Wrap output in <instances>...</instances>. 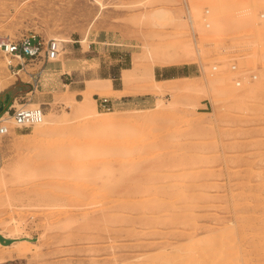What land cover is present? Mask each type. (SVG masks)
<instances>
[{"label": "rangeland", "instance_id": "1", "mask_svg": "<svg viewBox=\"0 0 264 264\" xmlns=\"http://www.w3.org/2000/svg\"><path fill=\"white\" fill-rule=\"evenodd\" d=\"M101 1L106 7L95 0H0L1 38L71 39L61 43L56 60L24 61L32 76L17 74L0 91L1 114L15 102L41 105L49 119L39 131L36 124L21 128L5 117L0 234L33 247L26 258L2 262L9 248L0 245V264H264V0L252 7L257 24L214 22L199 26L197 40L190 26L183 28L198 59L182 56L178 63L155 65L157 79L174 78L161 83L163 93H150L147 106L111 109L98 107L100 97L120 95L98 79L107 77L116 87L123 81L125 87L124 71L134 68L140 55L131 82L135 91L141 79H150L154 60L148 47L164 44L174 51L178 26L145 14L163 7L185 22L187 15L185 0ZM193 1L196 13L210 4L212 16L216 1L218 7L229 5V0ZM233 62L238 72L230 70ZM2 65L0 81L16 71ZM215 77L223 79L221 90L238 95L211 91ZM93 84L101 89L88 101ZM184 85L193 90H177ZM251 86L257 92L248 100ZM73 98L81 101L78 106ZM86 106L100 111L98 117L113 111L124 119L100 126L89 120ZM151 141L160 143L136 160L137 149ZM94 142L103 145L98 150ZM167 211L172 216L165 218Z\"/></svg>", "mask_w": 264, "mask_h": 264}, {"label": "bare ground", "instance_id": "2", "mask_svg": "<svg viewBox=\"0 0 264 264\" xmlns=\"http://www.w3.org/2000/svg\"><path fill=\"white\" fill-rule=\"evenodd\" d=\"M27 1V0H26ZM97 3H99L100 4V6L102 7V8H104V7H106V5H105V3L103 2V1H101V0H95ZM163 1H165V2H168V1H170V0H163ZM162 1V2H163ZM198 1H200V0H198ZM202 1V0H201ZM257 1H259V0H231V2H230V0H229V5L228 6H225V7H218V5H216V2L212 5L213 6V10H214V16H213V23L214 22H216L217 24H218V26L219 27H222V25L223 24H227V23H235V25H237V26H239L240 28L241 27H246V25H248L249 23H251V22H255L257 19H256V17L253 15V12H252V7L255 5V2H257ZM260 1H262V0H260ZM259 1V2H260ZM143 2H146V0L145 1H143ZM143 2H141V3H139V4H143L144 6H146L147 7V5H146V3H143ZM186 2H188L189 3V5H190V7H191V11H192V13L193 14H196V12L198 11V4H197V2L196 1H191V2H189V0H187ZM213 2V1H212ZM25 3V2H24ZM150 3H151V1H150ZM157 3H161V2H157ZM172 3V2H171ZM263 3V2H262ZM23 4V3H22ZM212 4V3H211ZM260 4V3H259ZM152 6H154V5H156V3H152L151 4ZM202 5V4H201ZM210 5V4H209ZM208 5V6H209ZM21 6V5H20ZM200 6V5H199ZM255 8V7H254ZM210 9H212V8H210ZM259 9V8H258ZM236 12V13H235ZM211 13H213V12H211ZM255 14V13H254ZM146 15V17H149V19H151V18H155V19H157V20H159V21H166V22H170V23H174L175 25H177L178 26V30H177V32H176V34L174 35V38H176L177 40L175 41V44L173 45V48H174V51L173 52H171L170 50H168V47L165 45V46H163V45H161L160 44V46H155V48H153V49H151V48H149L148 47V51L150 52V53H152V54H150V55H152V59L154 60V63H152L150 66H149V75H150V79L147 81V80H142L141 79V82H140V84H138L139 86L136 88V90L135 91H132L131 89V82H133V80H134V78H135V75H136V70H138V68L140 67V64H141V62H142V57L140 56V55H136V64H135V66H134V68H131V69H125V71H124V76H123V78H124V82H125V87H124V89L123 90H115V88H112V85H111V80L108 78V79H106V78H104V79H98V81H101V82H105L106 83V85H108V88L110 89V91L111 92H116L118 95H124V94H139V93H155V94H162L163 93V91L165 90V88H163V86L161 85V83L162 82H171V81H174V78L173 77H169V78H165V79H163V80H159V79H157L156 78V76H155V65H160V66H166V65H170V64H174V63H178V61L179 60H181L182 59V56H186V58L190 61V62H194V61H196L197 59H198V53H196L194 50H195V48H193V45H192V43H191V41L188 39V40H185V35L186 34H188V32L189 31H184V29L183 28H187V26H189L188 25V23H187V21L185 22V21H183L182 19H178V17L174 14V11L173 10H171V9H166V8H163V7H159V8H155L154 10H152L150 13H148V14H145ZM144 15V16H145ZM213 15V14H212ZM262 18H264V17H262ZM260 19V18H259ZM258 19V20H259ZM261 20V19H260ZM263 21H264V19H263ZM262 21V22H263ZM252 24V23H251ZM251 24H249V25H251ZM255 24H257L256 22H255ZM57 25V24H56ZM55 25V26H56ZM65 26V25H64ZM58 27V26H57ZM57 29V28H56ZM257 29V30H256ZM255 30L257 31V33L258 34H256V35H258L257 37L258 38H260L261 37V34L259 33V29H258V26H256V28H255ZM254 31V30H253ZM260 32H263V31H261L260 30ZM251 33H253L252 31H251ZM263 34V33H262ZM254 37V36H253ZM1 39H3V38H1L0 37V40ZM62 44H63V42H70L71 41V39L70 38H66V37H61V38H57ZM259 39H257V41H258ZM146 45H148V44H146ZM150 45V47H151V45L152 44H149ZM159 45V44H158ZM172 45V44H171ZM154 46V45H153ZM260 47V46H259ZM256 49V48H255ZM262 51H264V48L262 49V48H260ZM1 50V49H0ZM3 53H4V57H5V55H6V64H4V66L0 63V65H2V67L3 68H6L7 67V65L8 66H10L11 64H13V65H15V68H16V71L14 72V73H11V74H9L7 77H5L4 78V80H1L0 81V91L4 88V86H6L7 85V83L9 82V81H11V80H14L15 78H16V76L15 75H17V74H20V75H22L23 77L24 76H32V74H31V72H30V75H29V73H27V72H29V71H26V67H27V65L23 62V61H21L18 57H14V58H12L10 55H8L6 52H4V50H1ZM198 51V50H197ZM257 51V50H256ZM145 52H146V50H145ZM256 53V52H255ZM263 54V55H262ZM261 56H262V58H264V52L262 53L261 52ZM10 68V67H9ZM7 69V68H6ZM12 72V71H11ZM10 73V72H9ZM32 78V77H31ZM263 79H264V76L262 77ZM223 82V79H221L220 77H215V78H210V81H209V86H210V90L211 91H214V92H220V91H222L224 94H226V95H228V92H230L231 91V93L233 94V96H236V95H238V93H239V91H238V93L236 94L235 92H234V90H230V89H228V90H230V91H228L227 92V87H226V89L224 88L223 90H221L219 87L221 86H219V84H221ZM263 82V81H262ZM13 83V82H12ZM246 83H247V81H246ZM11 84V83H10ZM230 84H232L231 82H227L226 83V85L228 86V88H229V86H230ZM246 85V84H245ZM244 85V86H245ZM259 86V85H258ZM204 87V86H203ZM222 87V86H221ZM246 87V86H245ZM89 88H91V90H89L88 91V95H87V99H88V101L89 100H91V95H92V93H97L98 92V90H100L101 89V87H99L97 84H93V85H91ZM4 90V89H3ZM177 90H180V91H190V90H193V87L192 86H190V85H184V86H180V87H177ZM245 89H243V91H244ZM173 91V90H172ZM242 91V90H241ZM100 93H101V91H99ZM248 92V91H247ZM247 92H246V94H247ZM256 92H257V88H255V87H250L249 88V92H248V95H249V99L248 100H250V99H252L255 95H256ZM245 93V92H244ZM102 94V93H101ZM231 94V95H232ZM242 94V96L244 95L243 93H241ZM232 96V97H233ZM247 97V96H246ZM240 98H243V97H240ZM245 99V98H244ZM72 102H73V105L74 106H78V103L79 102H81L80 100H78V99H76V98H73L72 99ZM91 103V102H90ZM17 104V103H16ZM15 103H14V105L15 106H17ZM86 105V104H85ZM89 105V104H88ZM24 106V105H23ZM88 106H86L85 108H84V110H85V112H86V115H87V117L89 118V120H91V121H94V119L96 120V121H100L101 122V125L100 126H107V125H109V126H112V125H114V124H116V123H119V122H121V121H123V119H124V117H122L121 115H114V112L112 111L110 114H113V115H110V116H106V117H98L99 115H101L102 113H100V111H98L96 108H94V109H88L87 108ZM11 112L10 111H6V115L8 116L7 118H13V115H11L10 114ZM6 115H5V117H6ZM50 117V116H49ZM51 118V117H50ZM48 118H47V115L45 116V119L41 122V123H39V124H36L37 125V130H39V131H41V127H43V126H45L47 123H48ZM96 121H95V123H96ZM93 123V122H92ZM96 124H100L99 122H97ZM35 125V126H36ZM55 127H53V129H54ZM58 128V127H57ZM92 129V128H91ZM48 130H50V128L48 129ZM52 130V129H51ZM44 131V130H43ZM38 132V131H37ZM90 133H92V132H90ZM94 134V133H93ZM90 136H91V134H90ZM95 136V135H94ZM93 135H92V137H94ZM105 137V136H104ZM95 138V137H94ZM94 138L92 139L93 141H98V139H95L94 140ZM92 141V142H93ZM92 142L90 143V144H92ZM160 142H161V140H160ZM160 142H154V141H151V142H149V143H147V144H143V146H141L139 149H137V147H136V149H137V153H138V156H137V153H136V158L138 157V159H136V160H142L143 158H141L140 156H142L143 155V153H145L146 154V151L147 152H150L151 151V149H153L154 147H158V144L160 143ZM82 143V142H81ZM85 143V142H84ZM95 144H93L95 147H98L97 149L99 150V148H100V144L99 143H97V142H94ZM82 145V144H81ZM92 145V146H93ZM101 145H103V144H101ZM105 145H107V144H105ZM117 145V144H116ZM120 145V144H119ZM123 145V144H122ZM83 146V145H82ZM85 146H90V145H88V143L85 145ZM93 146V148H95ZM91 147V146H90ZM114 147V146H113ZM116 147V146H115ZM124 148L123 149H125V145L123 146ZM86 148H88V147H86ZM128 148H129V146H128ZM90 149V148H89ZM97 149H94L95 151L97 150ZM117 149V148H116ZM131 149V148H130ZM97 150V151H98ZM127 150V152L129 151L128 149H126ZM95 151H93V153L95 152ZM96 151V152H97ZM95 152V153H96ZM99 152V151H98ZM118 152H120V151H118ZM129 152H131V154H133L132 152H134V151H129ZM100 153V152H99ZM105 153V152H104ZM125 153V152H124ZM98 154V153H97ZM118 154V153H117ZM129 154V153H128ZM128 154H126V155H128ZM130 154V156H132ZM109 155V154H108ZM114 155V154H113ZM126 155H124V156H126ZM107 156V155H106ZM118 156H119V154H118ZM144 156V155H143ZM142 156V157H143ZM94 157H95V155H94ZM128 157H129V155H128ZM132 159H135V158H133V157H131ZM128 159H130V157L128 158ZM128 159L127 160H125V162L126 161H128ZM174 160L176 159V158H173ZM132 160H130V161H128V162H131ZM137 162V161H136ZM124 163V162H123ZM134 163H135V161H134ZM64 165V164H63ZM65 165H66V163H65ZM164 165V164H163ZM170 166V165H169ZM128 168V167H127ZM165 169V168H164ZM168 169V168H167ZM109 170V169H108ZM197 170H199V169H197ZM118 175V174H117ZM106 177V176H105ZM202 177V176H201ZM106 179V178H105ZM154 179V178H153ZM109 181V180H108ZM101 183V182H100ZM102 184V183H101ZM61 187H63V186H61ZM154 197V196H153ZM157 202V201H156ZM154 215V214H153ZM70 216V215H69ZM68 216V217H69ZM170 216H172V213L170 212V211H167V212H165V215H164V217L165 218H167V217H170ZM71 221V220H70ZM71 223H72V221H71ZM66 226V225H65ZM48 227V226H47ZM228 228H224L223 230H227ZM220 230V229H219ZM230 230V229H229ZM229 230H228V232H229ZM164 231V230H163ZM216 232V231H215ZM224 232V231H223ZM211 233V235L213 234L212 232H210ZM222 233V232H221ZM5 236V235H4ZM207 236H208V234H207ZM225 236H227L226 234H225ZM224 236V233L222 234V237H225ZM229 237V236H228ZM6 238H8V235H7V237ZM211 239H212V236L210 237ZM195 239V238H194ZM208 239V238H207ZM200 240V239H199ZM204 241H206V239L204 238ZM190 244V243H189ZM0 245L1 246H4L5 248H9L8 250L6 249V251L5 252H3V258L4 259H2L3 261L2 262H6L7 261V259L9 258L10 260H14V259H16V258H22V257H25L26 255H28V252L30 253V249H32V247L33 246H31V245H29V244H23V243H19V244H16V243H14L13 241L11 242V243H6V242H1L0 241ZM259 246V245H258ZM262 246V245H261ZM35 247H36V245H35ZM37 250V249H36ZM229 250V249H228ZM264 251V250H263ZM234 252H236V251H234ZM238 252V251H237ZM222 254L221 255H223V252H221ZM225 254H229V253H225ZM233 254H237V253H232V257L230 256V254H229V258H231V259H237V257H238V255L235 257ZM240 254V253H239ZM215 255H217V254H215ZM215 255H214V257H215ZM224 256V259L226 258L225 256L226 255H223ZM234 256V257H233ZM242 256H244V255H242ZM27 257V256H26ZM25 257V258H26ZM217 257V256H216ZM5 258H7V259H5ZM228 258V257H227ZM239 258V257H238ZM241 258V257H240ZM223 259V260H224ZM228 260V259H227ZM245 261V260H244ZM222 264H223V262H221ZM219 264H220V262H219ZM225 264V263H224Z\"/></svg>", "mask_w": 264, "mask_h": 264}, {"label": "built area", "instance_id": "3", "mask_svg": "<svg viewBox=\"0 0 264 264\" xmlns=\"http://www.w3.org/2000/svg\"><path fill=\"white\" fill-rule=\"evenodd\" d=\"M184 8L186 9L188 24L193 32L195 40H197L199 37V26L210 27L213 24L211 9L205 6L201 13L193 14L186 0L184 2ZM261 17H264V13H261ZM0 49L4 50V52L10 56L18 57L23 62L26 60L46 62L58 59L62 53L63 46L56 38L44 39L37 34H26L18 40L12 39L11 37L1 39ZM10 66L15 68L13 64ZM213 68L217 69L218 66L215 65ZM238 69L236 63L233 62L230 65V70L233 72H238ZM257 77L258 75L256 73L252 74L253 79H257ZM235 85H242V79L240 77L235 78ZM113 105V101L107 96L100 97L98 101V107L101 109H111ZM12 111L16 126L21 128L41 123L45 115L44 108L41 105L32 107L15 106ZM5 113L0 114V135L7 134L9 131V127L5 124Z\"/></svg>", "mask_w": 264, "mask_h": 264}, {"label": "crops", "instance_id": "4", "mask_svg": "<svg viewBox=\"0 0 264 264\" xmlns=\"http://www.w3.org/2000/svg\"><path fill=\"white\" fill-rule=\"evenodd\" d=\"M124 70V68L122 69ZM155 76H156V70H155ZM172 76V74H171ZM107 78V77H104ZM112 88H115V90H123L124 89V84L123 81L121 82V86L120 87H116L113 83V81L111 82ZM150 93H137V94H124L122 96H114L111 98V100L113 101L114 105H130V104H135L136 106H147L150 102V100L152 99V97H150ZM15 103V102H14ZM14 103L9 107V111L13 109V107H15Z\"/></svg>", "mask_w": 264, "mask_h": 264}, {"label": "water", "instance_id": "5", "mask_svg": "<svg viewBox=\"0 0 264 264\" xmlns=\"http://www.w3.org/2000/svg\"><path fill=\"white\" fill-rule=\"evenodd\" d=\"M4 109V102L0 101V114ZM0 241L1 242H6V243H11L13 241V239L11 238H6L5 236H3L2 234H0Z\"/></svg>", "mask_w": 264, "mask_h": 264}, {"label": "trees", "instance_id": "6", "mask_svg": "<svg viewBox=\"0 0 264 264\" xmlns=\"http://www.w3.org/2000/svg\"><path fill=\"white\" fill-rule=\"evenodd\" d=\"M167 77L169 78V77H172V76H167Z\"/></svg>", "mask_w": 264, "mask_h": 264}]
</instances>
